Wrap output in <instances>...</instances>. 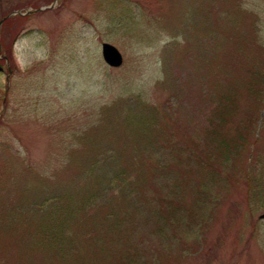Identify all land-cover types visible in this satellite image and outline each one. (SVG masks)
<instances>
[{
    "label": "rangeland",
    "instance_id": "1",
    "mask_svg": "<svg viewBox=\"0 0 264 264\" xmlns=\"http://www.w3.org/2000/svg\"><path fill=\"white\" fill-rule=\"evenodd\" d=\"M53 2L0 0V264H264V0Z\"/></svg>",
    "mask_w": 264,
    "mask_h": 264
},
{
    "label": "water",
    "instance_id": "2",
    "mask_svg": "<svg viewBox=\"0 0 264 264\" xmlns=\"http://www.w3.org/2000/svg\"><path fill=\"white\" fill-rule=\"evenodd\" d=\"M44 9V8H42ZM42 9H38L37 11H41ZM18 12H13L10 14L13 15ZM1 24V22H0ZM102 56L104 61L110 66H119L121 64V56L118 51L111 45L103 44L102 46ZM261 219H264V215L261 216Z\"/></svg>",
    "mask_w": 264,
    "mask_h": 264
},
{
    "label": "bare ground",
    "instance_id": "3",
    "mask_svg": "<svg viewBox=\"0 0 264 264\" xmlns=\"http://www.w3.org/2000/svg\"><path fill=\"white\" fill-rule=\"evenodd\" d=\"M9 76H10V74H7V75H6V80H7V81L10 80V79H9ZM8 82H9V81H8Z\"/></svg>",
    "mask_w": 264,
    "mask_h": 264
}]
</instances>
